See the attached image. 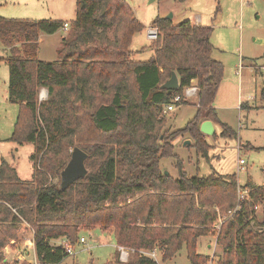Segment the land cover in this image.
Listing matches in <instances>:
<instances>
[{
    "label": "trees",
    "instance_id": "obj_1",
    "mask_svg": "<svg viewBox=\"0 0 264 264\" xmlns=\"http://www.w3.org/2000/svg\"><path fill=\"white\" fill-rule=\"evenodd\" d=\"M64 22L0 16L9 100L20 104L10 139L35 144L31 179L0 157V260L20 215L34 230L42 264L69 255L64 243L51 240L73 246L80 231L95 228L135 249L130 264H157L140 252L154 247L163 260L185 247L191 264H206L198 240L209 234L222 249L217 264H264V206L263 218L255 221L264 185L247 182L242 196L235 174L189 175L180 162L173 177L161 168V158L177 155L174 140L185 134L207 153L200 130L205 119L220 123L223 135H236L213 105L224 65L213 57L212 27L157 16L153 24L160 35L152 55L138 60L130 44L145 25L128 0H77L72 33L63 37L58 58L39 59L40 32L54 33ZM173 70L180 87L168 93L161 84ZM193 83L195 115L182 128L164 129L165 105ZM41 87L46 98H39ZM74 145L88 152V173L61 190L51 177L59 176ZM7 217L11 222L3 225Z\"/></svg>",
    "mask_w": 264,
    "mask_h": 264
},
{
    "label": "rangeland",
    "instance_id": "obj_2",
    "mask_svg": "<svg viewBox=\"0 0 264 264\" xmlns=\"http://www.w3.org/2000/svg\"><path fill=\"white\" fill-rule=\"evenodd\" d=\"M128 2L145 25L134 34L130 44L135 59L147 60L151 57L155 42L147 37V28L153 25L157 16L172 13L174 23L190 19L192 22L198 20L211 26L213 57L221 60L224 65L213 105L218 110L219 119L226 122L236 135H223L220 123H215V133L205 134L209 144L205 154L198 151L195 140L188 134L179 136L174 140V152L177 155L161 158V168L177 177L178 164L182 162L183 169L189 175L235 174L241 187L247 182L264 185V0ZM76 8L77 0H0V16L10 19L53 18L72 23L76 17ZM71 33V27L68 30L61 27L54 33L40 32L37 57L48 61L56 60L63 37ZM6 55L8 48L0 41V57ZM8 80V64L1 59L0 157L13 164L20 177L31 179L33 161L30 155L35 144L10 139L20 104L9 100ZM41 89L42 87L39 98ZM46 91L47 88L45 98L48 95ZM196 102L197 98L194 96L177 104L174 110L163 111L166 118L164 129L184 127L196 113ZM186 140H191V144H184ZM240 159H244V162L240 163ZM51 180L59 182L60 177L54 176ZM263 206L264 199L258 203L255 211L257 222L263 218ZM19 218L13 222L16 234L13 238H6V245L1 248L3 258L0 264H42L37 259L33 241L30 240L33 229L22 216L19 215ZM10 222V217H7L3 225ZM79 236H83L86 241L81 242L79 237L72 252L57 264H128L135 255V249L128 247V262L121 260L111 231L100 228L82 230ZM198 252L208 254L206 264H217L222 249L216 242V235L200 236ZM161 261L163 264H191L185 247L173 257Z\"/></svg>",
    "mask_w": 264,
    "mask_h": 264
},
{
    "label": "water",
    "instance_id": "obj_3",
    "mask_svg": "<svg viewBox=\"0 0 264 264\" xmlns=\"http://www.w3.org/2000/svg\"><path fill=\"white\" fill-rule=\"evenodd\" d=\"M167 17L172 18V13L167 15ZM161 87L166 89L168 93H172L175 89L180 87L179 76L175 70H173L171 76L161 84ZM200 130L205 134H214V122L211 119L203 120L200 124ZM184 144L190 145L191 140H186ZM88 157V152L83 148L78 145L73 146L68 161L59 171L60 181L58 186L61 190L67 189L75 181L88 173V167L86 165ZM165 173L169 174L168 170H166Z\"/></svg>",
    "mask_w": 264,
    "mask_h": 264
},
{
    "label": "built area",
    "instance_id": "obj_4",
    "mask_svg": "<svg viewBox=\"0 0 264 264\" xmlns=\"http://www.w3.org/2000/svg\"><path fill=\"white\" fill-rule=\"evenodd\" d=\"M69 27H70V23L68 21L64 22L62 28H64L65 30H68ZM159 35H160V31H159V28L157 25L153 24L147 28V37L149 39L156 40L159 37ZM197 92H198V87L196 84L193 83V84L185 86L181 93L173 94L170 101L165 105L164 111L168 112V111L174 110L177 104L179 105L183 101H186V100H188L194 96L197 97ZM44 93H45V88H42L41 93H40V99L45 98ZM242 162H244V159H240V163H242ZM239 192L243 196L248 191H247V189L239 187ZM222 220H223V217H220L219 221L216 223L217 227L220 226V223L222 222ZM30 240H32L34 242L33 237H31ZM80 241L85 242L86 239L82 236V237H80ZM62 243L65 244L69 253L72 252V250H73L72 245L68 244L65 239ZM117 247L119 248V251H120L119 258L123 261H127L129 258V250L130 249L124 245H117ZM140 252L142 254L147 255V256L151 257L152 259H154L157 262V264H163L161 261L162 258L160 257V255H161L160 250L157 247H154L152 249H147V250H140Z\"/></svg>",
    "mask_w": 264,
    "mask_h": 264
},
{
    "label": "crops",
    "instance_id": "obj_5",
    "mask_svg": "<svg viewBox=\"0 0 264 264\" xmlns=\"http://www.w3.org/2000/svg\"><path fill=\"white\" fill-rule=\"evenodd\" d=\"M194 23H201V21H198V20H196ZM0 84H1V81H0ZM217 109V108H216ZM217 112H218V110H217ZM17 170V169H16ZM18 172V171H17ZM18 175H19V173H18ZM31 177V176H30ZM22 178V177H21ZM24 179H28V178H24ZM30 179V178H29ZM34 231V230H33ZM33 231H31L32 232V235H31V237H33V239H34V232ZM64 241V239H62V238H58V239H55L54 241L52 240L51 242H56V244H59V243H62ZM33 246H34V252H35V255L37 256V253H36V247H35V241L33 242V244H32Z\"/></svg>",
    "mask_w": 264,
    "mask_h": 264
}]
</instances>
